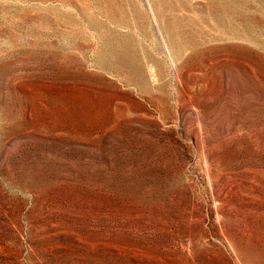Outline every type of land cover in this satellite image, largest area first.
<instances>
[{"label":"rangeland","instance_id":"374dc122","mask_svg":"<svg viewBox=\"0 0 264 264\" xmlns=\"http://www.w3.org/2000/svg\"><path fill=\"white\" fill-rule=\"evenodd\" d=\"M0 264H264V0H0Z\"/></svg>","mask_w":264,"mask_h":264},{"label":"bare ground","instance_id":"6f19581e","mask_svg":"<svg viewBox=\"0 0 264 264\" xmlns=\"http://www.w3.org/2000/svg\"><path fill=\"white\" fill-rule=\"evenodd\" d=\"M118 46V45H117ZM113 47L115 50H117V52H118V54H119V56L120 57H125V56H130L131 57V59L133 60V61H135V59H136V57H135V55L131 52V48H130V46L128 45V44H122L120 47ZM111 51V50H110ZM115 52V51H114ZM117 54V53H116ZM135 68H136V66H135ZM137 69V68H136ZM185 72H182V71H180V72H176V79H177V83L179 84V85H181L182 86V83H183V81H184V79H185ZM185 85V84H184ZM189 85H191L190 83H189ZM183 87V86H182ZM187 87V86H186ZM184 89V88H183ZM179 112H180V115L181 116H183V113H184V110H183V108L181 107V108H179Z\"/></svg>","mask_w":264,"mask_h":264}]
</instances>
